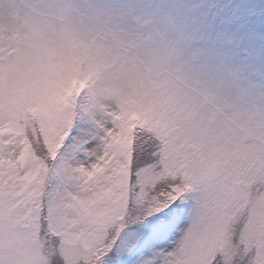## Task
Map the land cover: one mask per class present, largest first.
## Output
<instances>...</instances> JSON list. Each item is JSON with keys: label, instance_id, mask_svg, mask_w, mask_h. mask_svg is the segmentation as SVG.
Listing matches in <instances>:
<instances>
[{"label": "snow or ice", "instance_id": "6c2138e0", "mask_svg": "<svg viewBox=\"0 0 264 264\" xmlns=\"http://www.w3.org/2000/svg\"><path fill=\"white\" fill-rule=\"evenodd\" d=\"M18 6L0 30V264H264V5Z\"/></svg>", "mask_w": 264, "mask_h": 264}, {"label": "rangeland", "instance_id": "374dc122", "mask_svg": "<svg viewBox=\"0 0 264 264\" xmlns=\"http://www.w3.org/2000/svg\"><path fill=\"white\" fill-rule=\"evenodd\" d=\"M233 3L249 14L254 12L259 19L264 0H233ZM18 5L19 0H0V30L18 29L21 26L23 23L22 13ZM114 86L120 90H129L132 87V81L129 75H122L115 81ZM165 246H170V242Z\"/></svg>", "mask_w": 264, "mask_h": 264}]
</instances>
